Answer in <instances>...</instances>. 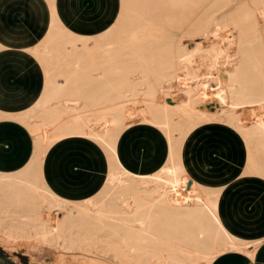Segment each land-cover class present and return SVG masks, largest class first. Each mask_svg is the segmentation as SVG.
Wrapping results in <instances>:
<instances>
[{"label": "bare ground", "instance_id": "bare-ground-1", "mask_svg": "<svg viewBox=\"0 0 264 264\" xmlns=\"http://www.w3.org/2000/svg\"><path fill=\"white\" fill-rule=\"evenodd\" d=\"M49 1L57 2L58 0ZM81 1H84L83 4L91 3V0L87 3L86 0ZM123 1L121 0L120 3ZM125 1L127 15L116 14L113 11L111 18H116L118 15L123 19L121 21H127L128 32L134 30V26L137 27V20L141 13L140 4L160 2L159 11L167 7L169 15L177 10L182 14L192 11L190 0ZM205 1L211 9L212 2L215 0ZM237 1L234 2L237 3ZM100 2L106 4V0H100ZM232 2L233 0L224 2L221 9L231 7ZM163 4L165 6L162 8ZM52 7L48 8L46 15H49ZM151 7L153 8V5ZM84 9L88 7L84 6ZM92 9L100 10V6H94ZM149 11V13L145 11V15L153 19L156 17L158 7L150 8ZM173 17H169V27L175 23V16ZM159 19L157 21L160 22ZM263 21L264 0H244L228 19L221 22L214 21L213 25L215 24L218 30L224 31L216 36L214 43L205 41L188 48L179 55L170 50L167 70H156L155 63L149 61L146 51L144 52L143 47L140 46L131 52L135 60L125 70L113 64L112 70L108 71V77L112 79L109 92L102 89V85L94 88L86 104L80 103L79 109L73 108V111L84 110L91 108V101L94 99L103 100L109 106L110 116L108 113L107 118L101 117L96 107L92 108V114L85 113L86 117L93 118L94 127L99 128L100 135H93L91 138L86 136V132H89L92 127L86 128L85 123L79 124L76 118L66 126V133L62 134L64 137L78 136L82 141L90 143L87 144L86 149H91L90 154L101 155L102 160L99 165L103 171L98 172L103 174L99 176L91 173L98 177L91 186L78 185L74 188L49 186L45 177L35 173L24 174L22 171L15 175L0 174V180L10 181L8 190H0V226L2 222L9 219L11 233L28 236L30 239L55 248L65 244V247L71 250L75 247L81 249L85 244L87 246L92 244L91 247H93V244L100 243L98 234L104 231L106 240L103 245L112 249L115 253L113 257H120L119 261L121 259L125 264H223L222 261L229 259L232 260V264H235L234 260L238 259L243 264H254L264 236L247 237L231 228L221 212L222 197L228 183L211 184L204 176L198 178L186 164L185 150L191 135L202 126L224 125L237 132L244 143L246 159L243 174L257 176L264 180ZM229 29L239 33L237 49L234 50L229 48L232 42L225 40L228 45L224 46L221 41ZM119 30V28L116 29V32ZM132 38L135 39L133 33ZM82 40L86 43L85 41L90 39ZM106 53L108 61L112 62L113 52ZM232 63L236 65L233 66ZM38 64L41 65L40 61ZM230 64L235 68L228 71L226 80L222 69H227ZM13 67L16 69L15 66ZM161 72L167 73V76H161L167 87L160 86V80V84H157L158 75ZM86 75L83 76L88 81L89 77ZM124 82H127L126 88ZM172 85L174 87H171ZM138 97L153 100L155 97H160L171 106L158 113L156 110L154 112V109L148 110L146 104H141L135 108L136 119L131 115L129 118L126 117L125 132L136 121L148 118L150 136L156 132L161 142L159 145L153 141L147 142V146L142 144L137 146V152H133L135 166L132 167L124 162L120 152L121 140L125 132L120 133L118 126V115L121 110L119 101L124 98ZM177 98L180 100H176ZM168 99L172 100L171 103ZM2 101L0 104L3 103ZM66 101L60 99L52 101L48 94L43 93L35 110L53 113L57 111L56 108H52L53 103L65 104ZM211 102L217 103L218 111L211 112L200 108L203 104ZM162 105L168 107L163 102ZM173 110L191 121L188 136L186 132L185 136H178ZM220 112L222 113L217 118ZM57 121L59 118L54 122ZM151 130L154 131L153 134ZM138 150L141 152L138 153ZM41 154V162L45 165L48 156L44 152ZM92 163L96 162L91 160ZM83 167L87 166L83 164ZM141 171L147 173H140ZM18 178L26 179L27 182L24 184L16 182ZM187 181H192L203 191L208 188L211 190L215 195L213 206L216 211L205 208L199 198L194 196L184 198L180 195L178 186ZM174 188L177 190L175 194ZM219 196L221 198H218ZM74 207H78V217L73 214ZM87 249L89 250V246Z\"/></svg>", "mask_w": 264, "mask_h": 264}, {"label": "rangeland", "instance_id": "rangeland-1", "mask_svg": "<svg viewBox=\"0 0 264 264\" xmlns=\"http://www.w3.org/2000/svg\"><path fill=\"white\" fill-rule=\"evenodd\" d=\"M63 1L64 0L50 2L49 0H42V2H45L47 10L49 7L53 6V9L50 10L49 15H47L50 20V27L48 36L35 48V50L32 51V55L37 62L40 61L41 68L47 70L45 71L47 77L43 93L46 95L48 94L52 101H56L57 99L67 101L65 104L53 103L52 108L57 109L56 112H53L54 114L37 111L35 110V106L24 112H8L2 107L4 104H0V125L4 123L11 124L14 128V130L12 128L11 134H13V132L16 133V135H14L16 138H6V136H3L0 139V174L2 175H15L24 171V174L35 173L44 177V163L41 162V153L44 152L47 155L48 149L64 138L63 135L67 131L66 126H68L73 119H78L79 124L85 123L86 128L92 127L89 132H86V136L88 135L89 138L93 135H100L101 132L99 128L94 127L95 121L92 117H86V114L87 112H91L92 108L95 109L96 107V109H98V114L103 118H107L108 113L109 116L111 115V112L108 111L109 106H107L101 99H94V101H91V108L88 107L87 109L77 111H73V108L79 109L80 103L86 104L87 99L92 96L94 88L102 85V89L109 92L112 79L108 77V71L112 70L113 64H116L121 70H125V68L135 60L131 52L140 46L143 47L144 52L146 51L145 54L149 57V61L155 63L156 70H167V60L169 58L170 50L179 55L184 53L188 48L200 45L205 41L214 43L216 36L221 32H224L218 30L215 24L213 25L214 21L221 22L228 19L244 0H238L237 3L234 2L236 0H233L231 7L229 6L224 9H221V6L224 2L226 3L230 0H215L212 2L211 9L208 8L209 6H207L205 0H190L192 11H186L182 14V12L177 10L171 12L170 15L167 7H164V4L162 5V8L164 7V9H160L159 11V6L161 7L160 2L158 4H156L157 2L154 4L151 2L145 5L140 4L141 13L140 18L137 20V27L134 26V30L132 29L129 32L127 31V21H121L123 19H121L120 16L119 18L118 15L116 18H111V13L113 11L116 14L123 13L124 15H127L128 9L125 11V7L127 6L125 0V2L122 0L123 2L119 4L116 3V0H106V4H101L100 0H91V3L89 4L82 3V7L80 8L82 11L73 12L80 17L79 25L77 27H70L65 18L59 13L58 4ZM87 1L88 0H86V2ZM152 5L153 8L158 7L156 13L157 19H155L156 17L152 19L145 15L146 12H150V8L153 9L151 7ZM84 6H87L88 9L83 10ZM94 6H100V10H93L92 7ZM46 12L47 11H44V14H46ZM157 14L160 15L158 16ZM170 16H175V23L172 27H169ZM182 16H185L187 19ZM158 19L161 21H157ZM177 20H179V23ZM118 28L120 30L119 32H116V29ZM132 33L135 35V39L132 38ZM85 38L90 40L83 43L84 41L82 39ZM223 38L221 41L224 46H226V44L228 45V42L226 43L225 40H229L232 43L234 42L233 40H235L233 44L231 43L229 48L233 50L237 49L239 33L236 30L229 29L227 35H225V38L229 39ZM23 50L26 49L21 48L19 51L20 53L13 55V66H15L16 69L21 68L24 63L22 55L24 54ZM13 51L12 48L0 43V54L3 53L6 55L5 59L8 58V54ZM110 51L114 54L112 62L110 60L108 61L106 53ZM15 63L19 65V67H17ZM232 65L234 66L236 64L232 63ZM232 65L230 64L227 69H222L224 70L223 74L224 79L226 80L228 78V71L235 68L232 67ZM159 74L157 84L161 83L160 86L164 85L167 87V84L161 77L164 75L167 76V73L161 72ZM83 75L89 77V80L87 81ZM126 86L127 82H124V87L126 88ZM171 87L174 86L172 85ZM3 95L4 94L0 90V101L3 100L2 102L5 101ZM178 99L179 98L176 100ZM168 101L171 103L172 100L168 99ZM119 102L121 106L118 115L120 133H124L125 129H127L126 117L129 118L131 115L136 119L135 108L137 106L146 104L148 110L154 109L153 111L155 112L156 110L158 113L162 112V109H169L171 106L168 102L166 103L165 100L160 99V97H155L154 100L143 97L131 99L124 98ZM162 102L164 105L167 104L168 107H164ZM208 104H211L210 107L214 110L211 112L219 110V106L216 102ZM203 105L200 108H202ZM62 111L64 112L62 113ZM221 113L222 112L217 115V118L220 117ZM173 114L176 119L175 129L179 132L178 136H185L186 133L188 136L191 130V121L177 111L173 110ZM149 116L152 117L151 115ZM8 117L10 119H7ZM57 118H59V121L54 122ZM149 123L150 120L148 118H144L143 121H136V123L131 125L132 127H130L122 137V146L120 145L121 156L124 162L132 167L135 166L133 163V152H137V146H140L141 144L147 146L146 144L153 141V143L156 142V145L161 144V142H159L160 140L157 138L156 132L151 130V134L154 132L155 137L154 135L150 136V129L147 125ZM147 128L149 130H147ZM1 130H3L2 127H0V131ZM42 138L44 140H41ZM87 144L90 143L81 140H70L58 144L51 150V155L55 156L53 158H58L56 157L57 155H64L67 159H71L75 162H82L87 166L78 171L67 170L69 178L73 182H77L79 186H85L86 184L91 186L92 184L88 183H92L98 178L94 175L98 174L101 176L103 174V172H98L102 170L100 168L101 165H99V162L102 160L101 155L90 154L91 149H85V145ZM125 144L128 145L125 146ZM127 147L129 148L127 149ZM140 152L141 151L138 150V153ZM64 153H66V155ZM65 157H63V159ZM245 159V148L242 138L237 132H234L221 124L205 125L199 128L191 135L185 150L186 164L190 170L198 176V178L204 176L211 184L228 183L222 197L221 212L231 228L243 236L263 237L264 180L257 176L243 174ZM91 160H94L96 163L91 164ZM94 169L96 171H94ZM53 170L54 172L51 174L62 175V169H60V167H53ZM142 172L147 173L146 171H141L140 173ZM89 173L90 175H88ZM16 182H22V184H24L27 180L18 178L16 179ZM189 182L190 181H187V183L178 186L180 195L184 198H192L193 196L199 198L202 200V204H204L205 208L211 211H216L213 206L215 195L212 194L211 190L208 188L205 189L204 192L203 189L196 186L194 183L188 187ZM9 188L10 181L1 179L0 190L4 191ZM176 192L177 190L174 188V194ZM182 193L184 195H182ZM218 198L221 197L219 196ZM73 214L75 217H78V207H74ZM217 214H219V212ZM5 221L2 222V225L0 226V264H125L121 259L120 261L122 262L120 263V257L114 258L115 253L112 249L103 245L106 240V233L104 231L98 234L101 242L98 244L95 243V245L93 244V247H91L92 244H89V250L87 249L88 246L86 244L87 248L85 245H82L81 249L75 247L71 250L70 248L67 249L65 244L55 248L51 245L42 244L34 239H30L28 236L25 237L14 232L11 233L9 227L11 221L9 219ZM84 247L85 249H83ZM234 261L236 262L235 264H243L240 259ZM222 263L232 264V260H225L222 261ZM254 264H264V242L258 249L257 259Z\"/></svg>", "mask_w": 264, "mask_h": 264}, {"label": "crops", "instance_id": "crops-1", "mask_svg": "<svg viewBox=\"0 0 264 264\" xmlns=\"http://www.w3.org/2000/svg\"><path fill=\"white\" fill-rule=\"evenodd\" d=\"M82 2L64 0L58 4L59 13L65 18L70 27L79 25L80 17L73 12L82 11L80 10ZM116 3L119 4L120 0H116ZM43 11L48 10L42 0H0V43L14 50L8 54L6 59V55L0 54V90L5 96V101L2 103L5 111L18 113L33 108L39 102L45 89L46 74L32 55V51L48 36L50 20L46 14H43ZM21 48L26 49L23 50L24 54H22L24 63L21 68L15 69L13 67V55L20 53ZM12 126L8 123L0 125L3 129L0 131V139L3 136L16 138L14 136L16 135L15 132L11 134ZM70 140L78 141L81 138L78 136H66L59 140L58 143L53 144L47 151L46 156L48 158L43 167V174L49 186L78 187L77 182H73L69 178L67 170H82L85 168L83 163L67 159L64 155H57L56 157L58 158H53L55 156L51 155V150L55 146ZM85 146L86 149L87 145ZM64 154L66 155V153ZM63 157L65 158L63 159ZM56 166L62 169V175L51 174L54 172L53 167ZM88 186L87 184L85 185V187Z\"/></svg>", "mask_w": 264, "mask_h": 264}, {"label": "trees", "instance_id": "trees-1", "mask_svg": "<svg viewBox=\"0 0 264 264\" xmlns=\"http://www.w3.org/2000/svg\"><path fill=\"white\" fill-rule=\"evenodd\" d=\"M210 106H211V104H205V105H203L202 109L214 111Z\"/></svg>", "mask_w": 264, "mask_h": 264}, {"label": "water", "instance_id": "water-1", "mask_svg": "<svg viewBox=\"0 0 264 264\" xmlns=\"http://www.w3.org/2000/svg\"><path fill=\"white\" fill-rule=\"evenodd\" d=\"M191 184H192V181H190V182L188 183V187H190V186H191Z\"/></svg>", "mask_w": 264, "mask_h": 264}]
</instances>
